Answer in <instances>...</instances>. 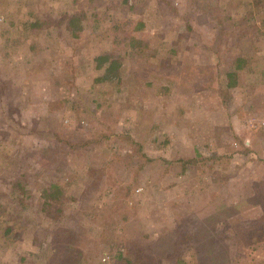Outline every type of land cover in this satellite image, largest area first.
<instances>
[{"label": "rangeland", "instance_id": "1", "mask_svg": "<svg viewBox=\"0 0 264 264\" xmlns=\"http://www.w3.org/2000/svg\"><path fill=\"white\" fill-rule=\"evenodd\" d=\"M210 251L264 264V0H0V264Z\"/></svg>", "mask_w": 264, "mask_h": 264}, {"label": "trees", "instance_id": "2", "mask_svg": "<svg viewBox=\"0 0 264 264\" xmlns=\"http://www.w3.org/2000/svg\"><path fill=\"white\" fill-rule=\"evenodd\" d=\"M258 1H255L256 6H262V3H259ZM65 18V17H63ZM66 20L69 24L68 26V30L71 34H73L75 31H77L79 29L78 27V21L80 20V17L74 15L72 17H66ZM141 26V24L137 23L134 27V29L137 26ZM123 35L122 37H115V39L112 41V46L113 48H117L120 44H125L126 46H130V47H135V45L140 44L135 42V39H130L129 37H127L125 34H121ZM138 41V40H136ZM96 63H97V67L98 69L105 67L104 69V74L97 79L98 82H109V81H113L115 83H120V78H119V68L121 67L119 58L116 54L114 53H106L103 55H99V57H97L95 59ZM245 60L244 59H238L235 58V61L233 62V71H230L229 73H227V79L229 80L227 86L229 88H231L232 86H234L236 84V77H237V72L240 71L244 64H245ZM235 64V65H234ZM183 162H187L188 164H194L195 160H179L178 163L181 165V168L183 167ZM42 198H43V206L47 207V208H51L53 206L54 203H58L61 202V198H62V190L60 187H57L55 185H51L48 189L43 190L42 192ZM125 221L127 220L126 217L123 216L122 217ZM162 246V245H161ZM55 247V246H53ZM56 249V248H55ZM110 250H116V248H109ZM172 249V248H171ZM171 249H168V252H164L162 251V247L159 250V252H162L165 256L166 259H170V255H171ZM208 249H210V247H208ZM205 257L204 258H197L196 255L193 258H190L191 260H196L194 264H204L208 263L209 261H213L216 262L218 260V254L217 253H212L211 251L208 253H204ZM130 256H132V253L128 254L127 257H125L123 254H118L117 256L114 257V264H140L141 260L137 259L135 262L132 260V258H130ZM196 258V259H195ZM78 260V256L77 254L74 255V257H71L70 259H67L66 257L62 260L61 264H66L67 262H70L71 264H82L80 262L76 261ZM219 262V261H217ZM151 264H154L153 260L151 261ZM174 264H187L184 260L181 259H176Z\"/></svg>", "mask_w": 264, "mask_h": 264}]
</instances>
